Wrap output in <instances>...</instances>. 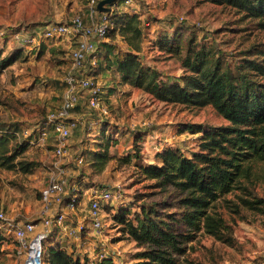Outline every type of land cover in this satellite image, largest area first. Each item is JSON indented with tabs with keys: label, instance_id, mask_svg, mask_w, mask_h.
I'll list each match as a JSON object with an SVG mask.
<instances>
[{
	"label": "rangeland",
	"instance_id": "374dc122",
	"mask_svg": "<svg viewBox=\"0 0 264 264\" xmlns=\"http://www.w3.org/2000/svg\"><path fill=\"white\" fill-rule=\"evenodd\" d=\"M89 3L90 0H0V51L5 57L16 58L0 74V133L14 134L26 145L17 161L36 165L31 174H25L19 165L14 170L0 168V207L13 220L32 212L48 185L56 134L44 122L63 103L71 53L77 43L73 38L46 40L43 32L52 24L70 23L76 16L89 19ZM133 11L142 16L145 42L140 57L164 80L184 75L183 59L189 47L212 48L216 58L235 71L243 59L255 58L257 50L264 48V30L257 27L255 19L211 0H133L130 7L118 3L114 12L122 17ZM165 34L167 38H180L173 43L180 53L162 48L160 40ZM26 38L35 40L26 44ZM106 44L113 46L115 53L127 50L120 35L114 38L111 33L100 43ZM87 73L102 89L101 101L109 111L105 116L91 110L87 94L80 92V102L71 119L83 118L85 122L72 131L68 140L62 164L69 187L65 202L58 208L66 215L65 227L83 228L88 253L81 256L91 255L90 248L96 244L93 255L88 256L93 262L101 260L98 252L100 247H106L121 250L122 260L135 264L131 255L137 250L115 221L116 214L124 209L132 216L141 211L142 205H157L159 211L167 208L165 215L181 212L178 194L146 179L142 166L157 164L156 154L163 147L179 149L187 157L197 153L201 134L193 133L188 126L208 128L229 123L212 106L196 108L159 102L144 90L127 86L114 68L108 69L104 58L98 59L97 66ZM44 132L47 136L42 141ZM105 149L111 158L98 173L92 168L93 154ZM83 177L86 179L81 185L121 194V198L102 203L105 228L100 234L93 229L89 217L93 189L84 190L76 200L70 198L72 187L78 186ZM252 185L249 192L235 191L216 203L213 211L224 221L221 234L214 237L204 229L194 233L185 243L189 264H264V165ZM68 233L65 238L73 240ZM81 242L69 246L78 249L76 244ZM117 244L122 247L115 248ZM17 246L8 227H4L0 264L16 262Z\"/></svg>",
	"mask_w": 264,
	"mask_h": 264
},
{
	"label": "trees",
	"instance_id": "16d2710c",
	"mask_svg": "<svg viewBox=\"0 0 264 264\" xmlns=\"http://www.w3.org/2000/svg\"><path fill=\"white\" fill-rule=\"evenodd\" d=\"M211 1L245 13L264 30V0ZM118 3L125 4V0H115L111 7L116 9ZM115 9L107 11L111 24L107 39L111 33L114 38L120 35L127 50L115 53L113 46L100 45L98 59L104 58L108 69L114 68L122 83L144 90L159 102L196 108L212 106L229 123L208 128L188 126L193 133L201 134L197 153L187 157L179 149L163 147L156 154L157 164L142 166L146 179L178 194L180 213L165 215L167 208L159 211L157 205H142L141 211L132 216L131 211L123 209L114 217L137 250L131 255L135 264H189L185 243L202 229L219 238L224 221L213 211L216 203L235 191L249 192V185L255 184L264 165V48L257 50L255 58L243 59L235 71L216 58L212 48L189 47L183 59L184 75L164 80L157 69L147 66L140 57L145 42L142 16L134 13L119 17ZM167 37L165 34L160 40L162 48L180 53V48L173 46L180 38ZM101 49L104 53H100ZM15 59L0 51V74ZM25 146L14 134L0 133V168L14 170L19 165L25 174H31L35 164L17 161ZM93 156L92 168L102 172L111 158L108 149ZM84 178L72 187L71 200L92 188L81 185ZM45 264L127 262L119 263L110 256L93 262L88 256L47 242Z\"/></svg>",
	"mask_w": 264,
	"mask_h": 264
},
{
	"label": "built area",
	"instance_id": "2783aa9c",
	"mask_svg": "<svg viewBox=\"0 0 264 264\" xmlns=\"http://www.w3.org/2000/svg\"><path fill=\"white\" fill-rule=\"evenodd\" d=\"M98 1L90 0L89 19L76 16L70 23L52 24L47 26L43 32V37L46 40L73 38L77 40V43L71 53V71L66 77L67 88L63 103L55 113L49 114L44 122L45 126L56 134L53 152L55 160L50 166L48 185L41 192L44 216L40 222L16 221L11 219L7 212L0 207V235L1 230L8 227L10 234L18 243L17 259L13 264H45L46 244L54 232L59 229H66L76 239L81 237L83 228L77 227L72 230L65 227L66 215L63 209L59 210L58 207L65 202L69 187L68 179L65 176L66 171L62 164L68 153V140L72 131L85 122L83 118L71 119L72 112L79 105L80 92L87 94V105L91 110L101 112L105 116L109 111L101 101L102 89L87 73L97 66L99 45L106 41L107 33L111 28L109 14L99 12ZM132 4L133 0H125V5L130 7ZM181 19L183 20V18ZM2 35L3 33L0 32V36ZM34 40V38L24 39L26 44H31ZM86 67L89 69L86 70ZM42 136V141H45L47 133L44 132ZM80 160L82 161V158ZM91 193L89 217L93 229L100 234L105 228L102 203H107L115 197L121 198V194L115 195L105 188H95ZM98 255L100 259L110 256L117 262L124 263L121 250L110 251L106 247H100Z\"/></svg>",
	"mask_w": 264,
	"mask_h": 264
},
{
	"label": "crops",
	"instance_id": "0c3cea01",
	"mask_svg": "<svg viewBox=\"0 0 264 264\" xmlns=\"http://www.w3.org/2000/svg\"><path fill=\"white\" fill-rule=\"evenodd\" d=\"M40 183H42V186H43L44 183L43 182H40ZM67 201H69V197H67ZM38 203L39 204H36L35 209L32 212H27L25 214H22V216H21L22 219H19L18 221L40 222V220H41V218H43L44 214H43V207L41 205L42 204L41 200ZM17 215H20V214H17ZM39 227H41L40 224H39ZM67 233H68V231L66 229H59L56 232H54V234L49 239L51 242V245L53 247L67 248L70 252H74L75 254L84 255V254L88 253V250L86 249L87 247L85 246V245H87V243H84L85 238L83 237L82 234H81V237L79 239L74 238L73 240L70 241V240L65 238ZM68 235H69V233H68ZM83 238H84V240H83ZM78 241H82V242L80 244H76L78 249H75L73 247V245H74L73 243H78ZM71 243L73 245L69 246ZM121 245L122 244H117V246L115 248H120V247H122ZM130 245H131V243H130ZM93 247H94V249H93ZM95 247H96V244H93V246L90 248L89 254L93 255ZM127 251L128 250L125 251V255L128 253ZM91 255H88V256L91 257ZM134 262H136V261H134ZM127 264H128V262H127Z\"/></svg>",
	"mask_w": 264,
	"mask_h": 264
},
{
	"label": "water",
	"instance_id": "95a60500",
	"mask_svg": "<svg viewBox=\"0 0 264 264\" xmlns=\"http://www.w3.org/2000/svg\"><path fill=\"white\" fill-rule=\"evenodd\" d=\"M115 0H102L98 4V10L99 12H107L109 9L108 7H111L113 5Z\"/></svg>",
	"mask_w": 264,
	"mask_h": 264
}]
</instances>
